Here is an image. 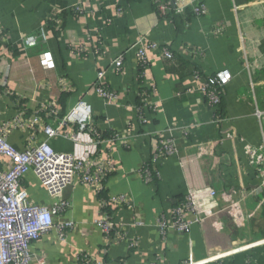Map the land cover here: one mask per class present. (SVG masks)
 I'll list each match as a JSON object with an SVG mask.
<instances>
[{
    "label": "crops",
    "instance_id": "crops-1",
    "mask_svg": "<svg viewBox=\"0 0 264 264\" xmlns=\"http://www.w3.org/2000/svg\"><path fill=\"white\" fill-rule=\"evenodd\" d=\"M161 2L0 0V124L39 118L33 128L10 127L7 141L17 150L39 143L43 125L56 127L80 99L99 136L91 141L83 132L72 139L78 130L69 123L48 140L56 151L90 155L94 183L74 177L63 188L67 207L54 221L73 227L63 239L51 230L31 245L35 256L45 254L44 264H80L82 253L99 264H182L227 251L222 264H264L263 169L246 153L264 144V114H256L264 108V0H193L206 7L200 15ZM46 52L51 68L41 63ZM220 69L232 77L213 106L203 87ZM100 70L117 94L112 102L92 90ZM141 91L159 103L156 112L143 110L145 122ZM160 138L173 140V154H156ZM202 185L221 197L232 193L243 221L220 202L213 217L178 232L173 208ZM23 186L33 203L52 202L33 171ZM118 196L125 201L109 203ZM101 210L113 223L107 236L94 223Z\"/></svg>",
    "mask_w": 264,
    "mask_h": 264
},
{
    "label": "built area",
    "instance_id": "built-area-1",
    "mask_svg": "<svg viewBox=\"0 0 264 264\" xmlns=\"http://www.w3.org/2000/svg\"><path fill=\"white\" fill-rule=\"evenodd\" d=\"M172 3L173 9L177 13H185L190 10L192 13L200 15L206 12L203 4L194 5L193 0H166L161 2L160 7L165 8ZM153 46V45H152ZM150 45V47H152ZM163 55L171 58L172 53L163 48ZM143 65L146 64V51L140 47L137 51ZM122 57L116 59L117 67L120 65ZM41 63L47 68L53 67V60L50 53L41 54ZM105 72L100 70L92 86V90L105 101L112 102L117 99V94L110 90L104 82ZM231 73L228 69L217 70L212 80L205 84L203 90L208 96L209 103L216 106L220 103V90L231 80ZM140 108L156 112L159 103L151 101L150 93L141 91ZM49 112L56 114L57 110L53 106L49 107ZM141 113V120L145 122L144 113ZM256 114H264V108H258ZM39 121L38 115L22 120L15 117L11 121H4L0 124V264H44L45 254L35 256L31 252V245L48 231L54 230L60 239L65 237L67 229L73 227V222L64 223L54 221V217L60 215L67 207V202L62 198V190L74 177L85 185L94 183L92 176L93 164L88 154L76 155L75 153L56 151L48 140L56 135H61L62 127L69 123L77 126V133L72 134V139L78 140L80 133L87 132L89 137L93 134L99 138L96 129L91 124L90 106L82 99L78 100L70 111L62 116L56 127L51 124L43 125L45 139L39 143L28 144L24 149L17 150L6 139L5 133L10 127L24 126L33 128ZM92 141V137H90ZM247 155L250 164L257 169L262 167L261 187L264 186V144L258 147H247ZM156 154L159 156H169L174 153L175 146L173 140L159 139ZM200 151L204 149L200 148ZM33 171L37 178L47 189L52 202L49 204L33 203L23 186V179L28 171ZM147 180L150 179L151 172L146 171ZM124 197H111L109 203L119 204L124 202ZM220 202L224 204L234 221L241 223L243 214L240 203L234 199L232 193H225L220 196L218 191L210 185H202L189 188L184 199L180 201L172 210L174 228L178 232H185L192 223L201 222L213 217L220 208ZM102 233L107 236L112 230V221L105 210H101L94 219ZM159 228L164 230L165 224L160 221ZM121 235H115L120 239ZM134 241L130 245H134ZM231 251L223 252L213 257L194 261L189 259L182 264H222V259ZM80 264H99L93 261L87 254L82 253L79 257Z\"/></svg>",
    "mask_w": 264,
    "mask_h": 264
},
{
    "label": "trees",
    "instance_id": "trees-1",
    "mask_svg": "<svg viewBox=\"0 0 264 264\" xmlns=\"http://www.w3.org/2000/svg\"><path fill=\"white\" fill-rule=\"evenodd\" d=\"M248 1V0H247Z\"/></svg>",
    "mask_w": 264,
    "mask_h": 264
}]
</instances>
